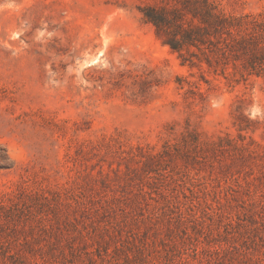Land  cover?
Segmentation results:
<instances>
[{
  "label": "rangeland",
  "instance_id": "obj_1",
  "mask_svg": "<svg viewBox=\"0 0 264 264\" xmlns=\"http://www.w3.org/2000/svg\"><path fill=\"white\" fill-rule=\"evenodd\" d=\"M0 264H264V0H0Z\"/></svg>",
  "mask_w": 264,
  "mask_h": 264
},
{
  "label": "trees",
  "instance_id": "obj_2",
  "mask_svg": "<svg viewBox=\"0 0 264 264\" xmlns=\"http://www.w3.org/2000/svg\"><path fill=\"white\" fill-rule=\"evenodd\" d=\"M147 19L152 22L157 28H160L162 21L155 14H146ZM170 45L173 49L178 50V46H176L173 42H170Z\"/></svg>",
  "mask_w": 264,
  "mask_h": 264
}]
</instances>
